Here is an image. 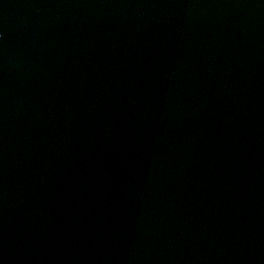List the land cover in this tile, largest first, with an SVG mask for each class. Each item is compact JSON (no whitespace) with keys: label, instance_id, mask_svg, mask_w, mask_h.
<instances>
[{"label":"water","instance_id":"95a60500","mask_svg":"<svg viewBox=\"0 0 264 264\" xmlns=\"http://www.w3.org/2000/svg\"><path fill=\"white\" fill-rule=\"evenodd\" d=\"M0 264H264V0H0Z\"/></svg>","mask_w":264,"mask_h":264}]
</instances>
